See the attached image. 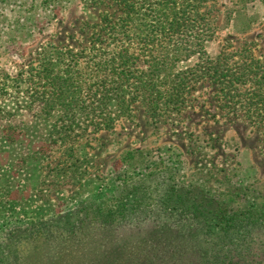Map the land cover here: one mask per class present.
I'll list each match as a JSON object with an SVG mask.
<instances>
[{
	"label": "rangeland",
	"instance_id": "1",
	"mask_svg": "<svg viewBox=\"0 0 264 264\" xmlns=\"http://www.w3.org/2000/svg\"><path fill=\"white\" fill-rule=\"evenodd\" d=\"M182 3L198 13L208 55L221 65L218 73L196 74L178 100L163 103L155 114L136 99L124 115L110 105L95 111L94 122H84L79 114L75 121H61L60 109L42 110L32 89L38 70L59 52L69 65L70 52L77 56L79 63L72 67L91 70L99 52L91 42L99 33L108 37L102 50L128 47L140 54L141 63L151 55L172 54L175 38L161 4L140 1L132 18H126L115 0H0V264H7L3 257L15 226L66 214L82 217L84 206L119 197L125 188L143 201L133 215L115 223L117 237L124 240L141 241L169 221L161 207L169 185L201 189L214 207L230 211L264 206V123L252 124L244 105L250 83L236 85L237 97L225 80L244 52L264 61V0ZM106 13L107 24L101 21ZM201 63L193 56L167 66L174 73ZM222 72L227 75L219 77ZM107 115L113 120L102 126ZM179 219L172 225L186 221ZM249 229L259 237L255 242L263 258L264 218ZM179 244L180 251L167 258L178 261L182 255L185 264L198 257L213 259L206 241L192 253L187 242ZM173 245L169 252L178 247ZM141 247V253L147 252L146 243Z\"/></svg>",
	"mask_w": 264,
	"mask_h": 264
},
{
	"label": "trees",
	"instance_id": "2",
	"mask_svg": "<svg viewBox=\"0 0 264 264\" xmlns=\"http://www.w3.org/2000/svg\"><path fill=\"white\" fill-rule=\"evenodd\" d=\"M140 1L147 6L152 2L115 0L126 18H132L136 3ZM156 1L161 4L164 15H168V29L172 31L171 37L175 38L172 39V54L161 58L151 55L141 63L140 54L128 47H122L118 52L102 50L103 44L108 43V37L99 33L91 42L99 51L93 56L91 70L88 71L87 66L72 67L79 61L70 51L69 56H73L69 60L72 62L70 65L63 58L65 53L61 52L56 58L44 61L37 72L36 87L32 88L42 110L51 113L60 109L61 121H73V117L78 119L82 116L85 117L84 122H94L97 109L102 111L113 105L119 115H124L129 103L138 99L147 111L155 114L163 103L178 100L196 74L216 75L221 65H214L208 55L207 39L201 30L203 23L199 21L198 13L190 12L189 6L180 4V0ZM206 1L209 0H193L195 4ZM161 9L158 8L162 12ZM154 10L157 12V8ZM109 19L110 14L106 13L101 21L107 24ZM193 56L202 58V63L196 68L185 67L170 73L168 63L174 66ZM240 58L226 71L228 75L222 72L219 77L227 75L225 80L234 88L228 92L237 97L241 93L236 85L250 83L251 89L244 105L248 106L251 123L261 125L264 123V61L253 52H244ZM104 120L100 124L110 126L113 117L107 115ZM166 189L161 207L169 221L151 229L141 241L117 237L116 221L133 215L143 201L134 189L129 191L125 188L121 196L107 200L109 204L102 201L96 206H84L82 217L73 219L72 214H66L56 219L32 222L27 227L15 226L9 233L10 242L3 258L7 264L36 261L37 264H185L182 255L178 261L167 258L180 251L179 241L187 242L185 247L190 253L198 251L206 241L205 250L213 255V259L198 257L189 264H260L263 261L264 256L262 258L255 242L259 237L249 229V224L261 222L264 206L230 211L226 207H214L212 199L201 189L171 185ZM179 217H185V223L172 225L180 222ZM210 240L216 245H209ZM143 243L147 244V252L141 253ZM173 244L178 247L169 252ZM223 247L227 249L221 251ZM141 254L144 256L140 257Z\"/></svg>",
	"mask_w": 264,
	"mask_h": 264
}]
</instances>
